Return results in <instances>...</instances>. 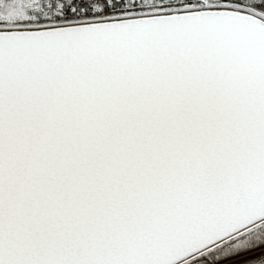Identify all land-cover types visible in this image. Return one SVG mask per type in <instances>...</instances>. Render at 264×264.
<instances>
[{
	"label": "snow or ice",
	"instance_id": "snow-or-ice-1",
	"mask_svg": "<svg viewBox=\"0 0 264 264\" xmlns=\"http://www.w3.org/2000/svg\"><path fill=\"white\" fill-rule=\"evenodd\" d=\"M0 264H264V0H0Z\"/></svg>",
	"mask_w": 264,
	"mask_h": 264
}]
</instances>
